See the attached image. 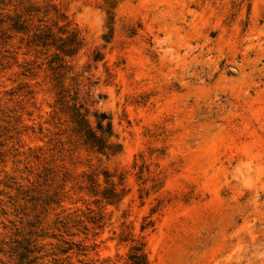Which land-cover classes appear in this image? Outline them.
<instances>
[{
    "label": "rangeland",
    "instance_id": "374dc122",
    "mask_svg": "<svg viewBox=\"0 0 264 264\" xmlns=\"http://www.w3.org/2000/svg\"><path fill=\"white\" fill-rule=\"evenodd\" d=\"M57 13L86 43L75 71L102 52L117 154L41 138L45 55L11 24ZM93 168L122 177L117 203L85 190ZM126 232L149 264H264V0H0V264H126Z\"/></svg>",
    "mask_w": 264,
    "mask_h": 264
},
{
    "label": "trees",
    "instance_id": "16d2710c",
    "mask_svg": "<svg viewBox=\"0 0 264 264\" xmlns=\"http://www.w3.org/2000/svg\"><path fill=\"white\" fill-rule=\"evenodd\" d=\"M12 18L11 27L26 33V45L35 53L45 55L53 99L48 117L38 128L41 138H46L49 145L47 150L51 155L65 152L69 158L77 153L79 145L99 157L119 153L120 145L114 139L110 116L97 106L103 98L96 93L99 79L91 73V68L103 59L102 52L92 50L80 69L75 71L69 59L76 56L86 43L79 29L66 21L61 13H57V19L51 25H30L28 17L21 14ZM43 123L45 127L41 125ZM84 174L85 180H81L87 183L84 188L96 200L114 204L121 199L122 188L119 190L117 187L122 177L118 176V180L114 181L113 174L103 168H93ZM57 197L58 192L54 190L42 198V203L48 204L47 201H55ZM130 237L129 232L119 236L120 240ZM130 240L133 243L129 247L126 264H149L143 242L134 238ZM80 246L71 241L61 252L69 258L68 253L80 254L85 250Z\"/></svg>",
    "mask_w": 264,
    "mask_h": 264
}]
</instances>
